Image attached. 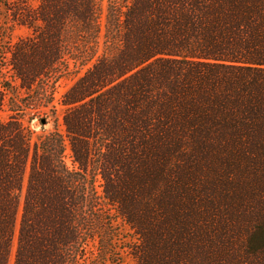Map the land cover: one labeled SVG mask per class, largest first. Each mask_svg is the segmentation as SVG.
<instances>
[{"label":"trees","instance_id":"1","mask_svg":"<svg viewBox=\"0 0 264 264\" xmlns=\"http://www.w3.org/2000/svg\"><path fill=\"white\" fill-rule=\"evenodd\" d=\"M59 111L63 132L31 129ZM12 250L264 264V0H0V264Z\"/></svg>","mask_w":264,"mask_h":264},{"label":"rangeland","instance_id":"2","mask_svg":"<svg viewBox=\"0 0 264 264\" xmlns=\"http://www.w3.org/2000/svg\"><path fill=\"white\" fill-rule=\"evenodd\" d=\"M21 1L25 2L31 8H36L38 5V0H21ZM25 35H27V32L24 30H21V31L16 32L15 37H20V36H25ZM82 73L83 71L80 73H72L70 76H68V78L62 80L58 84V86L56 87V94H55V97L57 100L61 98V95L65 92V90H67L81 76ZM35 124L37 125L35 126ZM53 128H56L60 132H63V127L61 125V111H59L58 116H57V121L55 123L53 120H50V119L43 126H41L39 122L37 121H34L31 123V129L37 134L42 133V132L44 133L50 132ZM65 163L67 167L72 168L70 152L68 149H66L65 151ZM97 185H99L98 182H97ZM99 190L100 188L98 186V191ZM12 255H13V250L10 256L9 264H12ZM120 264H136V262L129 254L126 253L123 256L122 262Z\"/></svg>","mask_w":264,"mask_h":264},{"label":"water","instance_id":"3","mask_svg":"<svg viewBox=\"0 0 264 264\" xmlns=\"http://www.w3.org/2000/svg\"><path fill=\"white\" fill-rule=\"evenodd\" d=\"M41 123H42V124H45V121H44V120H42V121H41ZM36 125H37V124H35V126H36Z\"/></svg>","mask_w":264,"mask_h":264}]
</instances>
